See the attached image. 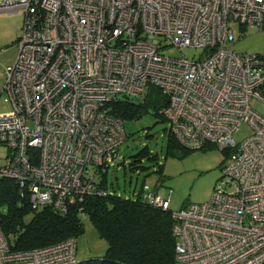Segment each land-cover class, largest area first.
Wrapping results in <instances>:
<instances>
[{
    "label": "built area",
    "instance_id": "1",
    "mask_svg": "<svg viewBox=\"0 0 264 264\" xmlns=\"http://www.w3.org/2000/svg\"><path fill=\"white\" fill-rule=\"evenodd\" d=\"M9 11L23 21L4 67L12 110L0 114V177L35 209L62 213L105 195L98 177L126 139L108 104L157 87L181 146L229 151L226 180L206 202L174 211L170 193L143 191L171 211L173 264H264V115L250 107L264 100V55L231 47L244 30H264V0H0V13ZM185 48L199 54L188 59ZM172 49L181 57L164 54ZM242 124L249 134L237 142ZM76 244L13 250L0 227V264H78Z\"/></svg>",
    "mask_w": 264,
    "mask_h": 264
},
{
    "label": "trees",
    "instance_id": "2",
    "mask_svg": "<svg viewBox=\"0 0 264 264\" xmlns=\"http://www.w3.org/2000/svg\"><path fill=\"white\" fill-rule=\"evenodd\" d=\"M165 97L160 89L150 87L137 102L124 96L108 105L110 113L123 122L148 111L166 120L160 111L167 104ZM168 135L170 150L193 151L181 146L170 130ZM208 147L213 146L195 150ZM221 151L225 161L229 151ZM122 164L127 166L124 162ZM137 168L139 166L133 162L128 166L129 172ZM107 170L100 173L97 182V187L104 190L105 195L86 196L68 205L62 213L51 206L33 208L27 194L12 179L0 177V227L9 248L22 251L45 247L70 237L76 239L82 232L83 218H86L104 239L106 250L101 258L81 260L78 264H173L175 238L171 232V211L149 205L142 197L143 191H138L133 198L111 192L107 186ZM161 171L158 166L156 172ZM27 216H30L29 220H26Z\"/></svg>",
    "mask_w": 264,
    "mask_h": 264
},
{
    "label": "rangeland",
    "instance_id": "3",
    "mask_svg": "<svg viewBox=\"0 0 264 264\" xmlns=\"http://www.w3.org/2000/svg\"><path fill=\"white\" fill-rule=\"evenodd\" d=\"M22 11L0 13V114L12 110L7 93L3 92L6 73L5 68L12 65L18 49H12L19 35L23 21ZM243 31V30H242ZM243 34V35H242ZM239 33L233 49L243 54L264 55V30H244ZM17 47V46H16ZM165 55L178 58L177 50L165 51ZM199 54V50L185 48L183 55L191 59ZM137 102L135 98H130ZM250 107L264 115V100L254 97ZM126 139L119 146L116 161H111L107 170L108 188L111 192L125 198H133L138 191L157 190L159 196H170V209L177 211L191 203H203L211 198L214 188L226 178H222L221 169L224 162L223 152L216 147L204 150L169 149V123L156 117L152 111L140 117L122 123ZM249 128L242 124L234 134L239 142L249 134ZM8 149L0 145V166L5 163ZM152 158V160H151ZM122 162H124L123 166ZM133 162L139 168L129 172L128 166ZM158 166L162 173L156 172ZM125 170V171H124ZM159 183L160 185H158ZM228 190L230 188L228 187ZM30 216L26 217L29 220ZM82 232L76 238V257L79 261L99 259L105 254L106 243L98 235L96 228L88 219L83 218Z\"/></svg>",
    "mask_w": 264,
    "mask_h": 264
},
{
    "label": "crops",
    "instance_id": "4",
    "mask_svg": "<svg viewBox=\"0 0 264 264\" xmlns=\"http://www.w3.org/2000/svg\"><path fill=\"white\" fill-rule=\"evenodd\" d=\"M9 12H13V11H9ZM16 41H17V39H16ZM16 41H15V42H16ZM15 42L13 43V44H15V45H14L13 48H11L10 50H12V49L17 50V47H16V43H15Z\"/></svg>",
    "mask_w": 264,
    "mask_h": 264
},
{
    "label": "clouds",
    "instance_id": "5",
    "mask_svg": "<svg viewBox=\"0 0 264 264\" xmlns=\"http://www.w3.org/2000/svg\"><path fill=\"white\" fill-rule=\"evenodd\" d=\"M79 261V260H78Z\"/></svg>",
    "mask_w": 264,
    "mask_h": 264
}]
</instances>
